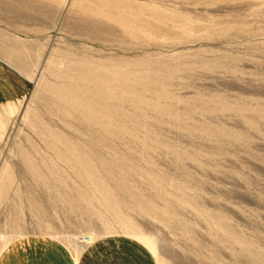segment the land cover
<instances>
[{
	"label": "rangeland",
	"instance_id": "obj_1",
	"mask_svg": "<svg viewBox=\"0 0 264 264\" xmlns=\"http://www.w3.org/2000/svg\"><path fill=\"white\" fill-rule=\"evenodd\" d=\"M32 234L264 264V0H0V254Z\"/></svg>",
	"mask_w": 264,
	"mask_h": 264
},
{
	"label": "crops",
	"instance_id": "obj_2",
	"mask_svg": "<svg viewBox=\"0 0 264 264\" xmlns=\"http://www.w3.org/2000/svg\"><path fill=\"white\" fill-rule=\"evenodd\" d=\"M48 234H32L10 242L0 264H158L151 249L132 235L98 237L79 252Z\"/></svg>",
	"mask_w": 264,
	"mask_h": 264
},
{
	"label": "bare ground",
	"instance_id": "obj_3",
	"mask_svg": "<svg viewBox=\"0 0 264 264\" xmlns=\"http://www.w3.org/2000/svg\"><path fill=\"white\" fill-rule=\"evenodd\" d=\"M90 105H91V99H89V98H86V99H84V100H81V101H79L78 103H77V105H64L63 106V108H65V109H63L62 108V110H65L66 112L68 111H70V109H73V108H75V107H78L79 108V110H81V112L83 113V115L84 116H86L87 117V109L90 107ZM83 116V117H84ZM85 117V118H86ZM87 120V119H86ZM90 120V119H89ZM51 137L54 139H61V140H63V138H62V136L61 137H59L57 134H51ZM66 142V141H65ZM65 147H67V145H66V143H64L63 144ZM52 149H54V151H55V153L57 154V155H59L60 156V158L62 159V161H68V155H67V150L65 149V151L66 152H62V151H60V149L59 148H56V146H50ZM57 157V156H56ZM80 158H82V156L80 155L79 156ZM85 157V156H84ZM85 163V162H84ZM32 170H33V172L34 171H36V169L34 168V167H32ZM32 172V173H33ZM37 172V171H36Z\"/></svg>",
	"mask_w": 264,
	"mask_h": 264
}]
</instances>
